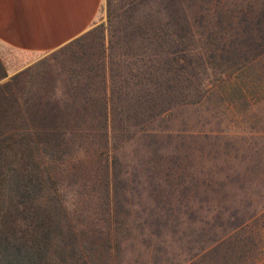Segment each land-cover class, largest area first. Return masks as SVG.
Segmentation results:
<instances>
[{
    "label": "rangeland",
    "instance_id": "obj_1",
    "mask_svg": "<svg viewBox=\"0 0 264 264\" xmlns=\"http://www.w3.org/2000/svg\"><path fill=\"white\" fill-rule=\"evenodd\" d=\"M133 1L117 0L119 17ZM212 1L214 10L224 8L223 22L214 20L218 32L231 45L238 33L240 53L250 57L238 83L227 86L224 96L156 120L151 126L162 136L139 139L135 146L147 152L129 148L125 159L131 163L117 171V181L98 149L103 140L88 141L82 159H72L61 179L49 184L50 264H213L206 250L243 219L252 223L244 235L247 256L238 264H250L252 251L264 264V234L249 232L264 233V30L254 32L264 21V0ZM98 21L84 43L89 52L99 53L104 39L108 44L107 0ZM248 26L251 46L244 43ZM52 53L0 54L8 73L3 81L26 69L34 77L62 75L79 56ZM237 96L245 101L234 103ZM219 212L231 216L215 217Z\"/></svg>",
    "mask_w": 264,
    "mask_h": 264
},
{
    "label": "trees",
    "instance_id": "obj_2",
    "mask_svg": "<svg viewBox=\"0 0 264 264\" xmlns=\"http://www.w3.org/2000/svg\"><path fill=\"white\" fill-rule=\"evenodd\" d=\"M142 1V8L134 0L119 17L117 0H107L108 44L104 39L99 53L85 50L95 26L53 52L79 54L62 75L34 77L26 69L3 81L8 73L0 58V264L51 263L49 184L72 159H82L88 141L103 140L98 149L107 154L106 166L116 171L117 181V171L131 163L126 151L147 152L148 147L135 146L139 139L162 136L151 126L156 120L181 106L224 96L227 86L238 83L250 57L240 53L238 33L231 45L216 29L215 21L223 22L225 15L221 5L214 10L212 0H159L156 8ZM259 23L254 32L264 30V21ZM243 35L251 46L253 29L248 26ZM233 101L245 100L237 96ZM211 215L209 210L208 219ZM250 223L243 219L218 239L206 250V260H244ZM250 254V264H259Z\"/></svg>",
    "mask_w": 264,
    "mask_h": 264
},
{
    "label": "crops",
    "instance_id": "obj_3",
    "mask_svg": "<svg viewBox=\"0 0 264 264\" xmlns=\"http://www.w3.org/2000/svg\"><path fill=\"white\" fill-rule=\"evenodd\" d=\"M106 0H0V54L55 52L92 30Z\"/></svg>",
    "mask_w": 264,
    "mask_h": 264
}]
</instances>
